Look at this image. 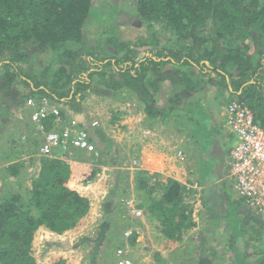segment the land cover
Segmentation results:
<instances>
[{"label": "trees", "instance_id": "obj_1", "mask_svg": "<svg viewBox=\"0 0 264 264\" xmlns=\"http://www.w3.org/2000/svg\"><path fill=\"white\" fill-rule=\"evenodd\" d=\"M93 8V0H0V117L8 110L4 107L8 98L19 104V99L44 96L53 103L65 104L77 115L80 100L90 91L115 94L129 88L144 103L149 119L169 123L186 114L187 125L175 122V126L181 134L203 140L201 131L207 137L210 133L201 127L207 110L196 95L204 85L207 90L226 93L228 100L237 97L243 101L264 126V0H134V17L146 29V35L134 40L120 37L116 21L115 34L104 38L111 23L109 19L97 21ZM40 57L47 63L42 64ZM19 85L28 88L30 94H23ZM163 85L170 94L168 105L161 108L157 101ZM196 101L201 110L187 108ZM55 103L59 114L60 107ZM44 124L48 129L52 117ZM9 136L12 150L26 151L24 143L31 137L24 141L12 132ZM106 142L103 150L111 152L113 141ZM57 155L40 157L27 185L15 186L11 180L5 183L8 188L0 194V264H39L36 241H43L46 233L60 235L76 229L91 211L90 199L75 184L93 180L105 160L87 165L78 161L80 153L73 160ZM157 161L155 156L141 157L131 180L128 171H115L117 185L105 192L98 210L102 217L94 227L96 255L90 257L97 256L92 259L95 264H116L113 249L136 240V230L131 229L124 241L108 229L111 222L117 225L114 219L118 216L123 219L122 233L138 223L120 209L126 208L121 200H114L115 191L130 181L140 200L137 205L147 218L158 222L169 243L181 238L182 229L194 225L193 208L185 202L190 192L176 178L162 180ZM22 166V162L12 161L6 169L16 175ZM209 169L203 167V171ZM228 170L225 168L224 173L225 199L221 198L226 200V207H217L211 215L215 220H225L224 245L233 264H264V254L247 252L260 241L257 237L242 241V246L236 242L235 236L244 233L249 218L238 214L241 221L237 225L228 218L237 211L239 205L234 204L238 201L247 210L244 197L229 183L233 176ZM258 213L246 211L261 217ZM104 239L110 242L104 243ZM261 241L257 246L264 249ZM155 255L158 258V253ZM104 257L107 259L102 260ZM48 264H70V258L58 253ZM196 264H210V260L199 255Z\"/></svg>", "mask_w": 264, "mask_h": 264}, {"label": "rangeland", "instance_id": "obj_2", "mask_svg": "<svg viewBox=\"0 0 264 264\" xmlns=\"http://www.w3.org/2000/svg\"><path fill=\"white\" fill-rule=\"evenodd\" d=\"M93 6L94 8L92 13L94 16H96L95 19L97 21H106V19H109L107 21L108 23H111L110 25L112 26V28L105 30L104 38H106L108 35L112 36L115 34L117 30L114 24L115 21L120 25L119 29L121 31V38L124 37V39L134 40L140 35H146L145 27L138 21L136 17H134V15L136 14L134 12V0H93ZM110 47L111 46H108L107 48L110 49ZM110 50L113 49L111 48ZM50 56L51 55H49L48 58ZM39 60L42 64L47 63L46 58L40 57ZM1 71L2 69L0 68V74L2 73ZM94 80V82L96 83L97 78L95 77ZM100 87H102V85H100ZM26 92L28 91L24 90L25 94H27ZM169 94L170 90L168 88H160L158 92L159 101H157V105L160 107H165V105H167ZM205 96L208 99L207 104L210 107V113H213L214 115L218 113L220 115V107L228 102L226 93L211 91L210 88V90L205 91ZM232 99H237V97H233ZM2 100L3 99L0 98V102ZM8 100L9 101H7L6 105H8V107L10 108L14 105V103L11 102L9 98ZM24 101L25 99L21 100L19 108L23 107ZM54 103L52 102V104ZM55 104L60 107V113L57 114L56 117H52V119H56L52 121L53 124L57 123L56 125H62L61 123L63 121H65L66 123L75 121L78 124L79 121L80 123H82L81 125H83V127H85L86 129L90 128L92 136L95 133L103 140L108 139L110 141H113V150L108 153L109 158L105 157V152L101 153L98 149H96V154L72 149V153L70 155L61 152L63 156L73 157L76 153H80V158L78 159L81 161V163L84 164L95 162L98 160H108L111 162L112 160H114L115 156H117L119 160V166L122 167L123 171H128L130 177H132L135 168H131L129 170L126 167H130L129 165L131 163V160H138V157L140 156L139 152L143 149L139 148V143L138 141H136L137 139L139 140L138 136L141 134L138 133L137 127L134 129V123L131 124L127 121V117H131L132 121L134 122V119L136 118L137 120V118L139 117L138 113H141L143 117L138 121V123L141 122L142 124L141 130H146L147 126L145 125L146 123H148V119H146L142 113L144 103L141 102L136 92L129 88L117 90L115 94L106 92L101 93L95 90L90 91L82 100H80V110L77 113V117L73 115V112L70 108V110L65 108V104ZM197 105L198 101H196L195 104H189L187 108L194 107L197 108L196 110H201L202 107ZM12 108H14V106ZM201 113L204 115L203 111ZM133 114H135L134 118L132 117ZM183 115L184 117L176 116L174 122L187 125V122H189V118L186 114ZM220 119L221 120H216V124L213 129H208V132H210L208 134V137L207 134L204 133V137L207 138H204L203 143L205 144V146L208 144L210 140L209 138H211L213 132L215 134H221L225 137L223 141V151L228 152L230 147L233 145V142L236 140V137L230 132L229 128L223 124L222 114ZM84 121H88V127L86 126L87 123H84ZM161 126H158L159 128H156L155 130H152L154 134L150 135L152 136V138L150 139H152L154 144L157 147H160L164 152V154L160 153V155H158L159 157H157L159 168L161 169L169 163H174L176 167H174L172 164L168 167L171 173H176V171L178 170L177 165H179L182 170H187L189 172L190 178L198 179L199 181L203 182V172L205 173L206 170L203 171L202 167L205 166V168L209 169L210 165L204 161H201L200 164V159H202V157H195L196 153L193 150L188 151V147H186L183 143L182 136L184 135L181 134L180 130H178L177 128H172V126H169L168 124ZM20 131L21 129H19L18 132ZM40 134L41 137L34 136L30 139L28 137L29 140L25 141L24 143L26 151L20 152V150L18 149L12 150L11 144L13 143L9 141L10 136L4 123L3 126L0 127V194L8 188V185L5 183L10 182V180L11 183L15 184V186H17V183L22 184L21 186H25L32 178L33 174L35 173V167L37 166V163H35L33 160H30L31 164L29 162L28 167L27 164H24V162L29 161V159L36 156L34 153L31 154V151L35 142L38 143L42 140L43 135L42 133ZM21 139L24 140V137L21 136ZM181 148L187 152V157L185 158L186 160L184 159L185 162L179 164L176 160L175 154L176 150ZM188 153L190 154V156L188 155ZM12 161L22 162L23 164L16 175H10L6 169L9 166V163ZM111 164L114 165L115 163ZM104 166L105 167L101 168L99 174L93 180H90V182H88V186L86 183L80 184L78 186L76 185L78 190L90 199L92 208L91 213L83 219L84 221L82 222V224H80L76 229H73L69 233L64 232L60 235L46 233L45 237H43L42 239L43 241H40L41 239H38L36 241V249L38 251L36 256L39 264H48L50 258L58 253L67 255L68 258H70V264L96 263V260L92 261V259H97V256H90H92L93 254L96 255V250H93L96 246L97 238V235L95 234L96 229L94 227L102 217L99 211L101 209V203L103 202V199L105 197V195H101L102 198L101 196H96V193L98 191V182H104L103 178L101 179V176L103 177L104 174H106L108 176L107 180H105L106 182L104 183H107L108 190L112 189V186L117 185V177L115 176V171L113 172L114 175H112L113 173L110 172L111 167H108L106 163L104 164ZM178 180L182 182L183 179L179 178ZM229 181L232 184L233 178L229 177ZM184 183L186 189L189 181L185 179L183 184ZM133 187L134 183L132 181L128 184L120 186L119 190L115 191L114 200L117 199V201H119L121 199H125L126 197H131L130 193L133 190ZM125 193L126 195L128 194V196H126ZM200 194L201 191H199L198 193H193V191L190 190L188 198L186 197L185 199V202H190V204L187 203L188 206L193 208L192 221L194 222V225L182 229L181 238L179 240L174 242V244L169 245L168 240L158 228V222L149 218L148 228L145 229L146 235L143 236V239L140 237V239L135 240L133 244H128L126 242V245L121 246L123 250L121 253H117V251L116 253H114L117 248L113 249L112 253H114L113 257L116 260V264H196V258L199 257V255L208 258L210 260V264H233L232 256L228 255L230 253V250L228 249V246L226 244L224 245V242L227 241L225 239V235L222 233V226L223 224H225V220L222 218H218L216 221L213 220L212 215L206 212V210L210 208V206L207 202L203 201V198L200 197ZM231 198L234 199L232 196ZM135 200L138 201L136 196ZM238 202L234 204V207L236 204L237 206H240ZM134 206L138 205L135 204ZM222 206L224 208L226 207L224 204ZM246 211L248 210H245L244 214L249 218L248 227L245 228L244 233L233 236H235L236 242L241 246L242 241L246 239L248 241L252 236L257 237L260 241L256 242V244L250 246L247 243V246H250V248H247V252L250 251L249 253H251V255H262L264 254V249L260 245L257 246V244L261 243V240H264V217H258V215H256L257 217L255 215L250 216L246 214ZM95 214L98 215L96 216ZM237 216V211H233V213L229 214L228 218H230L231 224L237 225V222L241 221V219L238 218L240 216ZM131 219L138 223L129 225L130 227L137 226L138 228V226L144 225L140 218ZM114 220L119 222H116L117 225L115 226H112L113 223L111 222L108 229L112 228V233L114 234V236H118L120 240L125 241L127 232L124 231V233H122V216H118ZM252 223H254V226H251ZM218 228H220V230ZM141 232L142 230L139 231V233ZM103 242H107L108 244V242L110 241L104 239ZM155 253H158V258L156 257ZM115 254L119 257L117 258L116 256H114ZM105 259H107V257H104L102 260ZM102 262L103 261H100L99 263ZM104 264L112 263L106 262Z\"/></svg>", "mask_w": 264, "mask_h": 264}, {"label": "built area", "instance_id": "obj_3", "mask_svg": "<svg viewBox=\"0 0 264 264\" xmlns=\"http://www.w3.org/2000/svg\"><path fill=\"white\" fill-rule=\"evenodd\" d=\"M21 119L31 124L34 133H42L34 154L39 159L43 156H56L53 152L60 149L70 155L72 149L96 154L90 132L75 121L62 125L59 129H45L44 122L57 116L56 105L47 97H27L19 109ZM56 120V119H53ZM223 124L234 134L236 140L229 149V175L233 176L236 193L244 197L245 204L264 216V126L255 119L253 111L241 100L232 99L223 108ZM176 156L184 157L179 149ZM61 158H71L60 156ZM136 164V161H132ZM185 174V172H183ZM187 188L198 193L201 186L198 181L190 182ZM129 213L140 216L142 210L136 208L131 200H124ZM118 252L121 250L118 249Z\"/></svg>", "mask_w": 264, "mask_h": 264}, {"label": "crops", "instance_id": "obj_4", "mask_svg": "<svg viewBox=\"0 0 264 264\" xmlns=\"http://www.w3.org/2000/svg\"><path fill=\"white\" fill-rule=\"evenodd\" d=\"M25 88L26 87H24V89H23V87L21 85H19V87H18L19 90H21V91L23 90L22 91L23 94H25L24 93V90L25 91H28V92H26L27 94H30L29 89L28 88L25 89ZM161 88H167V86L166 85H163ZM206 90L207 89L204 88V85H201L200 86V90H199L198 94L196 95V98L202 101L203 106H204V109L207 110V114H205V121H204V123H205L206 126L204 125V123H202V126H201L202 128H205L204 131H208V129H213L214 126H215V124H216V120L217 119L218 120H221L220 119L221 114H222V118H223V106L220 107L221 109H219L220 115L218 113H216V115H214L213 113H210V111H209L210 107L207 104L208 99L205 96V91ZM213 91H215V90H213ZM19 100H20V103L19 104H14L13 105L14 108H12L13 106L9 108L8 105H6V103H5L4 107H6L8 110H7V112H6L5 115H3L2 117H0V127L3 126V123H4V125H5L8 133H11L12 132L15 136H18L20 139H21V136H23L24 137V141H25V139L27 137H34V136L41 137V134L40 133H36V134L34 133V131L32 130L31 124H26V122L23 121V119H21V115H20V112H19V109H20L19 106L21 104V100L22 99H19ZM167 105H165V107ZM161 108H164V107H161ZM142 113L145 116V118L148 119V123H146V125H145V126H147V129L146 130H141L142 129V124H141V122L138 123V121L141 120L142 117H143L141 113H138L139 114V117L137 118V120L135 118L134 119V122L132 121L131 117H129V116L127 117V121L129 123H131V124L134 123V129L137 127L138 133L141 134V135L138 134L139 135L138 136L139 137V140L138 139L136 140L139 143V148L143 149V150H140V152H139L140 156L139 157L137 156L138 157L137 162L139 164H140V159L143 156L146 157V158L147 157L149 158V157H152V156L159 157L158 155H160V153L164 154V152L162 151V149L160 147H157L154 144V142L152 141V139H150V138H152V136H150V135L154 134L152 132V130H155L156 128H159L161 125H167V124L169 126H172V128H177L175 126V122L174 121H170L169 123H165V122L161 121L160 119H157V120L156 119L155 120L149 119L147 117V115L145 114L144 110L142 111ZM75 116L77 117V115H75ZM132 117L134 118L135 117V114H133ZM84 123H87L86 126L88 125V121H84ZM56 124L57 123H54L52 125H49V128L46 129V130H50L52 128H58L59 129L62 125L66 124V122L63 121L61 123L62 125H56ZM81 124L82 123H80L78 121V125L79 126H83ZM143 124H144V122H143ZM182 126H184V124H182ZM203 126H205V127H203ZM15 128H18V129H15ZM2 129H3V127H2ZM19 129H21L20 132H18ZM94 129H96V128H94ZM178 130H180V129H178ZM89 132H90L91 141L94 143V145H97V146H95V148L98 149L101 153L102 152H105V154H104L105 157L106 158L107 157L109 158V154L108 153H110V152H107L106 150H103L105 148V145L107 143L106 141H108V139H104L103 140L100 136L96 135L95 133L92 136V133L90 131V128H89ZM142 133H144V134H142ZM23 134H25V135H23ZM182 135H184V136H182L183 143H184V145L186 147H188L187 148L188 151H192L193 150L196 153L195 157H198V156L202 157V159H200V164H201V161H204V162L206 161V163H208L210 165V167H211L210 168L211 170L209 169V170L205 171V173L203 172L204 177L202 178L203 182L201 181V183H202L201 184L202 185V189H201V194H200V197L203 198V201L204 202H207L209 204V206H210V208H208L206 210V212H208V213L211 214L212 211H215V209H218L217 207H221V205H223V204L225 205V203H226V200H224V202H222L223 199H221V198H224V197H222L223 190H224L223 186H224V183L226 182L225 181L224 172H225V168H227V166H228V152L223 151V141H224V138L225 137L223 135H221V134H215L213 132L212 135H211V138H209L210 140H209L208 144L205 146V144L203 143V140L204 139L203 140H197V139H194L192 136L185 135L184 133ZM201 138H207V137H204V132H202V131H201ZM9 141H10V139H9ZM96 142H98L99 144H97ZM112 150H113V148H112ZM146 150H150V151H146ZM34 152H35V150H32L31 151V154L34 153ZM54 152L53 153L55 155L58 154L57 156H63V154L61 153L62 152L61 150H55ZM176 153H177V150H176ZM188 155L190 156L189 153H188ZM74 156L71 157V160H73L72 158H74ZM175 157H176V154H175ZM186 157H187V154H186ZM172 159H173V157H172ZM225 159H227L226 160V163H225ZM30 160H34V162H38L37 157H35V159L31 158V159H29V161H25L24 162V164H27L28 167H29ZM176 160H177V162L179 164H182L183 162H185L186 159L185 160H179L176 157ZM78 161H80V160H78ZM118 161L119 160H118V157L117 156H115L114 160H112L111 162L108 161V160L107 161L105 160L106 165L108 167H111L110 168L111 169L110 170L111 173H113L114 171H121L122 170V167L119 166V162ZM92 163L93 162L85 163V164L91 165ZM105 163H103V165L101 166V168L102 167H105L104 166ZM111 163H115V164L112 165ZM171 164L174 167H176V165L174 163H171ZM171 164L169 163L168 165H165L164 168H161L159 170V173L161 175V179L162 180L165 177L170 176V177H173V178L183 179L182 180V184L185 181V179L188 180L189 183L190 182H194L195 180L197 181V179L190 178L189 176H186V177L183 178V176H182V172L183 171H182V169H181V167L179 165H177L178 170L176 171V173H171V171L168 169V167ZM203 167H202V169H203ZM112 175H114V173ZM107 176L108 175L104 174L103 177L101 176V179L103 178L104 182H106L105 180H107ZM130 180H131V177H130ZM104 182H102V183L101 182H98V186H97L98 187L97 188L98 191H97V193L95 192L97 197L98 196H101V195L103 196L105 194V192L108 191V189H107V183H104ZM76 185L78 186V185H80V183H76L75 184V188L78 190V188L76 187ZM88 185L89 184L87 183V186ZM184 185H185V183L183 184V186ZM226 185H227V183H226ZM230 185L233 186V183L232 184L230 183ZM81 186H84V185H81ZM186 189H187L186 190L187 192L188 191L190 192V189L187 188V186H186ZM232 193H233V197H236V194H234L233 191H232ZM217 194H220V195L217 197ZM130 195H131L130 198L134 201V204H137L138 202H140V200L138 198H137L138 201L135 200V195L136 194L134 192V187H133V190L131 191ZM102 196H101V198H102ZM137 208H142V207L137 206ZM228 208H230V207H228ZM236 210L238 211V214L240 216L241 214L244 215V211L246 210V208L241 205L238 208H236ZM90 213H91V211L88 214H90ZM95 215L97 216L98 214H95ZM140 219H141V221H142V223L144 225L138 226V228H137V226H135V227H133V226L132 227H130V226L126 227V229H129V230L130 229H133L134 230V229L137 228L136 229L137 230L136 240H139L140 237L143 239V236L146 235L145 229L148 228L149 218H147V216H144L143 215ZM213 220H215V219H213ZM150 221H153V220H150ZM115 222H119V221H115ZM72 230L73 229L67 231L66 233H69ZM141 230H142V232L139 233V231H141ZM168 244L169 245L170 244L172 245V244H174V242L169 243V241H168Z\"/></svg>", "mask_w": 264, "mask_h": 264}, {"label": "clouds", "instance_id": "obj_5", "mask_svg": "<svg viewBox=\"0 0 264 264\" xmlns=\"http://www.w3.org/2000/svg\"><path fill=\"white\" fill-rule=\"evenodd\" d=\"M228 100V99H227ZM232 100V99H231ZM228 101H230V100H228ZM226 103V102H225ZM223 108H224V105H223ZM52 117V116H51ZM50 117V118H51ZM54 119V118H53ZM53 119H52V121H53ZM89 131V130H88ZM179 150V149H178ZM177 150V151H178ZM181 150H183V152H184V154H187V152L184 150V149H182L181 148ZM93 154V153H92ZM34 159H35V157H33ZM133 160H135L136 161V164H133L132 163V161ZM133 160H131V163H130V167H126L127 169H131V168H136L138 165H139V163L137 162V160L136 159H133ZM11 163V162H10ZM228 169H229V150H228ZM125 168V169H126ZM183 172H185V174L182 172V176H183V178L184 177H186V176H189V172L187 171V170H182ZM229 171V170H228ZM227 171H225L224 173H226ZM176 179H179V178H176ZM198 180V179H197ZM198 182H199V184H200V186H201V189H202V185H201V181H199L198 180ZM201 189H200V191H201ZM131 200L132 201V203H133V205H135L134 204V201L130 198V197H126L125 199H121V201L123 202L124 200ZM246 205V204H245ZM136 208H137V206H135ZM246 207H247V209H249V210H253V211H256L255 209H251V208H249L247 205H246ZM121 210H124V212H125V214L126 215H128L129 217H131V218H141L143 215H144V210H143V208H139V209H141L142 210V215H140V216H135V215H133V214H131V213H129L128 212V210H127V208H120ZM258 214H260L262 217H263V215L261 214V213H258ZM145 216V215H144ZM126 229V228H125ZM131 230V229H130ZM129 229H126V230H124V231H126L127 232V235H128V233H129V231H130ZM124 231H123V233H124ZM137 232V231H136ZM118 249L119 250H121V252L123 251L122 250V248L121 247H118ZM118 249H116L115 250V252L114 253H116V251H117V253H121V252H118ZM117 258L119 257V256H116Z\"/></svg>", "mask_w": 264, "mask_h": 264}, {"label": "bare ground", "instance_id": "obj_6", "mask_svg": "<svg viewBox=\"0 0 264 264\" xmlns=\"http://www.w3.org/2000/svg\"><path fill=\"white\" fill-rule=\"evenodd\" d=\"M177 157V156H176ZM178 158V157H177ZM186 158V154H184V157L182 158L183 160ZM178 159H180V158H178ZM196 181V180H195Z\"/></svg>", "mask_w": 264, "mask_h": 264}, {"label": "flooded vegetation", "instance_id": "obj_7", "mask_svg": "<svg viewBox=\"0 0 264 264\" xmlns=\"http://www.w3.org/2000/svg\"><path fill=\"white\" fill-rule=\"evenodd\" d=\"M226 160H227V159H225V163H226Z\"/></svg>", "mask_w": 264, "mask_h": 264}]
</instances>
